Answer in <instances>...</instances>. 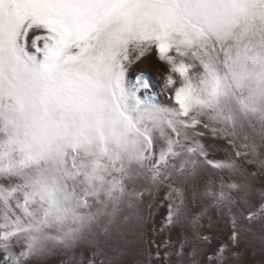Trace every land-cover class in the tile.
<instances>
[{"label": "snow or ice", "instance_id": "snow-or-ice-1", "mask_svg": "<svg viewBox=\"0 0 264 264\" xmlns=\"http://www.w3.org/2000/svg\"><path fill=\"white\" fill-rule=\"evenodd\" d=\"M153 50L170 104L128 80ZM249 251L264 264V0H0V264Z\"/></svg>", "mask_w": 264, "mask_h": 264}, {"label": "rangeland", "instance_id": "rangeland-1", "mask_svg": "<svg viewBox=\"0 0 264 264\" xmlns=\"http://www.w3.org/2000/svg\"><path fill=\"white\" fill-rule=\"evenodd\" d=\"M166 65L159 60L157 53L155 50L146 54L140 61L135 62L129 67L128 70V80L135 83L137 76L143 73L144 78L149 83L148 89H140L139 95H149L154 96L156 100L163 104H170L171 100L169 99V94L164 88V77L166 74ZM218 143H222L218 142ZM217 155H222V153H217ZM207 226V222H205ZM215 229L209 231V234H213ZM226 235V233H225ZM249 264H252L253 261L259 262L261 256L259 254L253 255L251 251H249L244 257Z\"/></svg>", "mask_w": 264, "mask_h": 264}]
</instances>
